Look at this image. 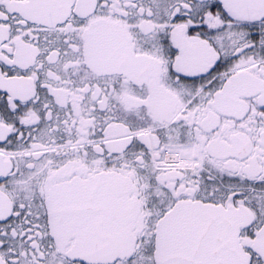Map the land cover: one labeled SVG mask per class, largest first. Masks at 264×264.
<instances>
[{
	"label": "snow or ice",
	"instance_id": "6c2138e0",
	"mask_svg": "<svg viewBox=\"0 0 264 264\" xmlns=\"http://www.w3.org/2000/svg\"><path fill=\"white\" fill-rule=\"evenodd\" d=\"M0 264H264V0H0Z\"/></svg>",
	"mask_w": 264,
	"mask_h": 264
}]
</instances>
